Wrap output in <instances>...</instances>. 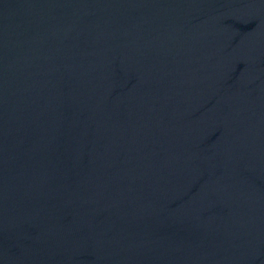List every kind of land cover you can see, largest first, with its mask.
<instances>
[{
	"label": "water",
	"instance_id": "obj_1",
	"mask_svg": "<svg viewBox=\"0 0 264 264\" xmlns=\"http://www.w3.org/2000/svg\"><path fill=\"white\" fill-rule=\"evenodd\" d=\"M0 264H264V0H0Z\"/></svg>",
	"mask_w": 264,
	"mask_h": 264
}]
</instances>
